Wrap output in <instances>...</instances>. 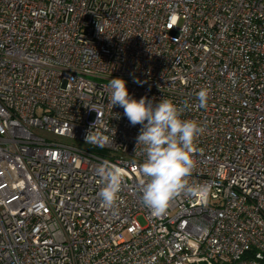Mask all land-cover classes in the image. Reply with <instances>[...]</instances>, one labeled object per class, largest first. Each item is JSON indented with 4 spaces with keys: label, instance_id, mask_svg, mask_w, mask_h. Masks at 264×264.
Here are the masks:
<instances>
[{
    "label": "built area",
    "instance_id": "2783aa9c",
    "mask_svg": "<svg viewBox=\"0 0 264 264\" xmlns=\"http://www.w3.org/2000/svg\"><path fill=\"white\" fill-rule=\"evenodd\" d=\"M113 78L189 101L209 191L151 214ZM103 161L126 173L113 209ZM0 264H264V0H0Z\"/></svg>",
    "mask_w": 264,
    "mask_h": 264
},
{
    "label": "clouds",
    "instance_id": "9594fccd",
    "mask_svg": "<svg viewBox=\"0 0 264 264\" xmlns=\"http://www.w3.org/2000/svg\"><path fill=\"white\" fill-rule=\"evenodd\" d=\"M107 87L111 107H122L123 115L132 126L141 125L136 148L143 146L141 154L145 158L139 165V186L142 201L151 214H164L171 201L181 195L192 197L209 191L206 185H193L188 181L194 168V141L203 132V127L197 121L182 119L183 114L192 107L189 101L183 100L177 104L172 99L162 98L153 104L147 97L137 100L130 96L126 81L122 78L110 79ZM196 98L198 106L205 107L207 89H201ZM97 119L88 130L85 142L103 147L109 143V137L95 128ZM105 131L111 132L112 138L115 135L111 129ZM97 174L103 184L98 194L102 204L105 208L113 209L125 183L126 173L121 167L103 161L97 168Z\"/></svg>",
    "mask_w": 264,
    "mask_h": 264
},
{
    "label": "rangeland",
    "instance_id": "374dc122",
    "mask_svg": "<svg viewBox=\"0 0 264 264\" xmlns=\"http://www.w3.org/2000/svg\"><path fill=\"white\" fill-rule=\"evenodd\" d=\"M138 221H139L140 224H142V225L144 224L143 220L141 218H138Z\"/></svg>",
    "mask_w": 264,
    "mask_h": 264
}]
</instances>
